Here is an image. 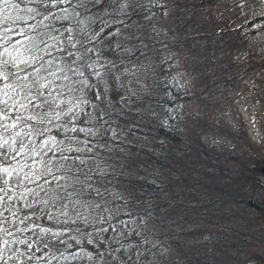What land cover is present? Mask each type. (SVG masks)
<instances>
[{
	"label": "trees",
	"instance_id": "1",
	"mask_svg": "<svg viewBox=\"0 0 264 264\" xmlns=\"http://www.w3.org/2000/svg\"><path fill=\"white\" fill-rule=\"evenodd\" d=\"M241 1L0 3V264H264V151L224 102L264 73Z\"/></svg>",
	"mask_w": 264,
	"mask_h": 264
},
{
	"label": "rangeland",
	"instance_id": "2",
	"mask_svg": "<svg viewBox=\"0 0 264 264\" xmlns=\"http://www.w3.org/2000/svg\"><path fill=\"white\" fill-rule=\"evenodd\" d=\"M230 2V1H229ZM244 4V5H242ZM220 4L218 2L213 4L212 12L216 15H218V12H222L225 10L224 6L218 7ZM228 5V4H225ZM241 5L243 6L245 15L247 18L257 20V26L258 28H264V0H242ZM243 15V14H242ZM221 16V15H218ZM243 18L244 16H240ZM242 21V20H241ZM219 23V22H218ZM230 23V22H229ZM256 26V24H255ZM257 39L259 40V44L255 45V47L260 49L264 48V34L263 35H257ZM235 42H231L230 45H235ZM214 48V47H213ZM251 49H253V46H251ZM182 60L177 61L176 65V71H185V76L183 77L185 79H188V71L187 70V64L186 59L187 57H184V55L181 56ZM184 58V59H183ZM182 63V64H179ZM181 65V66H180ZM264 76V73H258V82L255 80H248L245 79L242 81V88L237 87L236 89L232 90L230 92L229 98H226L228 106L232 107V110L228 111L229 113L235 112L240 115L241 121L243 122L244 127L247 129V133L249 137L256 143L260 144V148L264 151V79L262 77ZM262 80L261 86L259 85V81ZM187 82V81H186ZM252 84L259 86V90L261 92V96H258V94L255 95V88H252ZM255 87V86H254ZM254 90V91H253ZM254 92V93H253ZM230 120H232V116L228 117ZM209 137L207 139L213 140H220L218 144L221 145V143H224L223 135L217 134V133H210L206 134ZM6 224L4 212L0 210V224L1 223Z\"/></svg>",
	"mask_w": 264,
	"mask_h": 264
},
{
	"label": "snow or ice",
	"instance_id": "3",
	"mask_svg": "<svg viewBox=\"0 0 264 264\" xmlns=\"http://www.w3.org/2000/svg\"><path fill=\"white\" fill-rule=\"evenodd\" d=\"M11 0H0V3L3 4H7L10 3ZM53 3H63L64 0H52ZM3 24V21L0 20V25ZM53 75H55V73H53ZM97 75H99V73H97ZM9 76H15L18 78V74L17 73H8L5 71V65L3 63H0V80H5L8 79ZM65 79H67V77H64ZM42 88H46L47 85H41ZM54 91V89H53ZM41 95H43V93H41ZM49 95H51V92L49 93ZM35 97H32L29 102H31V100H34ZM63 102V101H61ZM17 104H19L20 102L17 101ZM23 106V105H22ZM79 105L77 104L76 107H78ZM8 105L6 101H0V127L3 128H7L8 126L6 124L3 123L4 121V117L7 115L6 109H7ZM69 111H72V108H69ZM21 119V116L17 115L16 116V120L19 121ZM29 119H35V117H29ZM12 127H16V124H12ZM17 135H19V133H17ZM0 141H3V143H7V140H4V138L2 136H0ZM3 172H7L8 170L5 168L2 170ZM0 191H4V189L0 188ZM43 231V230H42ZM0 259H2V257H0Z\"/></svg>",
	"mask_w": 264,
	"mask_h": 264
}]
</instances>
